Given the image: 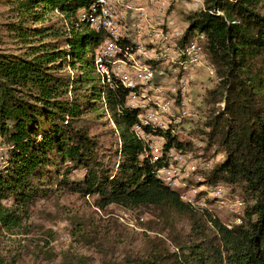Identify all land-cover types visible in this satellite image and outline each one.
Wrapping results in <instances>:
<instances>
[{"label":"trees","instance_id":"16d2710c","mask_svg":"<svg viewBox=\"0 0 264 264\" xmlns=\"http://www.w3.org/2000/svg\"><path fill=\"white\" fill-rule=\"evenodd\" d=\"M92 1L2 0L13 13L2 27L25 48L0 51V140L8 154L0 167V231L18 228L37 200L73 193L95 196L100 207L159 211L160 231L174 251L138 255L127 264H264V0H205L186 17L181 41L195 29L205 36L218 80L204 97L202 128L191 134L203 136L206 151L224 156L204 184L223 183L243 199L241 223L231 226L166 186L157 174L162 161L140 159L128 90L118 82L103 87L95 73L93 55L106 35L77 17ZM52 15L59 26L44 24ZM97 111L107 132L99 131L104 124H77ZM155 133L165 151L194 150L172 127ZM78 171L82 177L72 178Z\"/></svg>","mask_w":264,"mask_h":264},{"label":"rangeland","instance_id":"374dc122","mask_svg":"<svg viewBox=\"0 0 264 264\" xmlns=\"http://www.w3.org/2000/svg\"><path fill=\"white\" fill-rule=\"evenodd\" d=\"M204 1L172 2L167 15L174 28L185 31L188 28L186 17L203 9ZM12 15L8 6L0 0V51L21 53L25 45L11 38L2 27L12 21ZM44 24L59 26V18L52 15ZM206 60L209 69L201 67L195 70L186 92L185 106L192 116L185 119L179 117L180 124L174 127L179 138L192 142L194 150L185 152L186 156L181 160L172 161L170 169L163 176L175 179V188L186 197L183 202L195 209L206 210L231 226L237 212L242 216L245 207L243 205L237 209L235 199H243L223 183L204 184L206 172L220 163L224 156L214 149L206 151L203 136L200 137L197 132L191 134L198 127L202 128L206 111L204 97L218 81L207 55ZM64 73L70 74L68 69ZM87 87V84L83 86ZM99 114V111L83 114L77 124L86 128L104 124L105 119H100ZM104 125L99 127V131L107 132L109 126ZM0 145L6 156L5 164L0 165L2 167L7 163L8 154L1 140ZM71 177L80 178L82 172H75ZM202 191L206 194H202ZM160 229L159 211L152 207L126 209L114 204L100 207L95 196L56 192L37 200L18 228L12 232L0 231V263L127 264L138 255L174 251L167 231Z\"/></svg>","mask_w":264,"mask_h":264},{"label":"built area","instance_id":"2783aa9c","mask_svg":"<svg viewBox=\"0 0 264 264\" xmlns=\"http://www.w3.org/2000/svg\"><path fill=\"white\" fill-rule=\"evenodd\" d=\"M175 1L93 0L77 15L93 31L105 33L93 55L95 73L103 87L118 82L128 90L125 104L136 112L131 131L143 146L140 159L162 161L157 174L170 188H175V179L163 174L186 153L173 148L165 151V140L155 131L175 129L179 117L192 116L185 106L189 83L195 70L209 69L205 36L194 32L182 44L185 31L174 28L168 19ZM5 157L0 145V165ZM185 198L182 194V201ZM235 205L240 209L244 202L238 198ZM235 216L233 225L240 224V212Z\"/></svg>","mask_w":264,"mask_h":264}]
</instances>
